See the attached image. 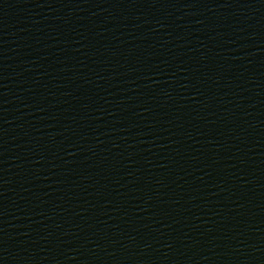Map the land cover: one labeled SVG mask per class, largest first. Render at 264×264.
Returning <instances> with one entry per match:
<instances>
[{
	"label": "water",
	"instance_id": "obj_1",
	"mask_svg": "<svg viewBox=\"0 0 264 264\" xmlns=\"http://www.w3.org/2000/svg\"><path fill=\"white\" fill-rule=\"evenodd\" d=\"M0 264H264V0H0Z\"/></svg>",
	"mask_w": 264,
	"mask_h": 264
}]
</instances>
